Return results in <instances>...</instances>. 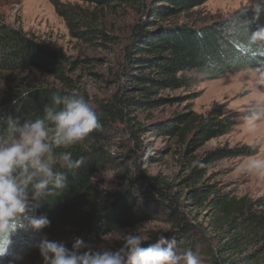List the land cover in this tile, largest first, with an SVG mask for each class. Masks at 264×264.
<instances>
[{
  "label": "trees",
  "instance_id": "16d2710c",
  "mask_svg": "<svg viewBox=\"0 0 264 264\" xmlns=\"http://www.w3.org/2000/svg\"><path fill=\"white\" fill-rule=\"evenodd\" d=\"M207 1L50 0L71 39L102 48L121 45L118 81L105 97L88 95L76 74L96 59L50 49L0 17V77L35 69L55 82L7 80L0 91V134L7 133L9 118L21 125L45 119L48 108L63 106L55 105L54 97L63 100L73 91L84 96L100 125L84 141L54 148L55 155L70 151L73 163L82 161L74 168L54 166L65 187L50 184L36 197L28 185L26 216L49 221L40 230L28 229L71 249L77 239L89 246L112 231L160 222L163 231L148 235L143 247L163 240L161 246L171 243L177 254L191 248L202 264H264V196L235 195L209 172L216 162L252 155L254 148L204 149L232 130L233 121L219 105L205 113L184 105L155 117L159 109L190 98L163 93L189 90L194 75L216 78L264 62V45L250 42L251 32L264 26V1L235 17L196 18ZM124 17L130 22L120 43L116 22ZM146 137L163 145H144ZM115 141L124 153L111 151ZM150 151L172 156L177 171L170 177L148 174L144 165L153 159ZM105 169L118 178L117 189L96 182ZM122 244L115 239L101 251H116Z\"/></svg>",
  "mask_w": 264,
  "mask_h": 264
},
{
  "label": "rangeland",
  "instance_id": "374dc122",
  "mask_svg": "<svg viewBox=\"0 0 264 264\" xmlns=\"http://www.w3.org/2000/svg\"><path fill=\"white\" fill-rule=\"evenodd\" d=\"M264 0H208L196 18H228L235 17L249 6H254ZM73 4L75 0H65ZM0 17L9 26L20 27L23 31L33 34L44 46L50 49L61 50L72 58L87 57L96 59L88 68L79 70L76 74L79 83L91 97H105L114 88L118 81L120 68L121 45L102 48L81 44L68 35L64 21L57 16L50 0H0ZM201 21V20H200ZM130 19L118 18L117 33L120 43L126 35V25ZM261 64L234 72L220 74L216 78H208L202 74L194 75V85L187 91L164 92L163 95H190L184 102L161 108L155 112V117L167 115L168 111L180 110L184 105L198 113H205L211 106L219 105L222 113L233 121L232 130L216 139L208 141L204 149L216 146H250L255 152L252 155L234 159H223L213 164L209 172L216 173L217 179L226 185L235 195H248L256 198L264 196V176L254 173H242L241 162L249 157H264V74L256 71ZM7 80H24L35 85L55 84L52 78L35 69L22 73L8 74L0 77V91L6 87ZM258 113L255 131L249 132L248 118ZM146 123L145 120H143ZM145 139V140H144ZM148 139L150 141H148ZM144 145L153 149L159 148L163 142L159 139L141 138ZM114 153H124L125 148L117 141L111 146ZM153 159L144 165L150 175L172 176L177 171L172 156H163L157 151H150ZM111 175V177H109ZM96 182L103 188L115 190L118 187V178L113 170L105 169L97 173ZM165 225L160 222H147L134 229L112 231L122 235H150L163 231ZM106 236V235H105ZM103 236L98 242L89 245L93 251H101L112 245L114 235L108 239ZM46 238V237H44ZM42 238L32 230L20 229L12 237L11 255L0 259V264H9L14 256L20 257L14 264H43V259L36 245Z\"/></svg>",
  "mask_w": 264,
  "mask_h": 264
},
{
  "label": "clouds",
  "instance_id": "9594fccd",
  "mask_svg": "<svg viewBox=\"0 0 264 264\" xmlns=\"http://www.w3.org/2000/svg\"><path fill=\"white\" fill-rule=\"evenodd\" d=\"M250 42L264 45V26L251 32ZM256 71L264 74V65L257 67ZM54 104L63 106L48 108L45 119L21 125L9 118L7 133L0 134V259L11 255L12 237L18 230L26 227L40 230L49 223L44 217L26 216L28 185L32 184L36 197L50 184L63 188L65 177L54 166L74 168L82 162L73 163L70 151L55 155L54 148L76 145L100 127L96 112L79 91H73L63 100L54 97ZM259 119L258 113L248 118L249 132L256 130ZM240 170L264 176V157H249L241 162ZM113 235L123 241L116 251H93L79 239L71 249L62 242L47 238H42L36 247L43 264H202L199 254L191 248L177 254L171 243L162 247L163 240L143 247L142 244L149 239L145 234L108 233L104 238ZM18 259L20 257L14 256L9 264Z\"/></svg>",
  "mask_w": 264,
  "mask_h": 264
}]
</instances>
